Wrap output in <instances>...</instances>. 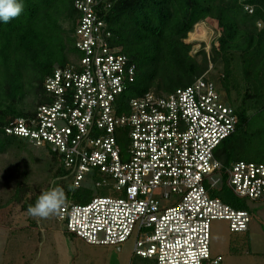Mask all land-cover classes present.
<instances>
[{
  "label": "built area",
  "instance_id": "2783aa9c",
  "mask_svg": "<svg viewBox=\"0 0 264 264\" xmlns=\"http://www.w3.org/2000/svg\"><path fill=\"white\" fill-rule=\"evenodd\" d=\"M100 2L73 1L71 36L79 54L54 67L43 81L45 101L4 132L54 153L73 189L93 183L105 192L61 207L68 234L112 246L134 235L133 255L146 264H222L223 256L211 253V221L244 232L251 216L211 191L225 174L236 197L263 199L264 163L239 159L225 167L215 157L238 116L209 69L173 91L121 99L136 67L110 44Z\"/></svg>",
  "mask_w": 264,
  "mask_h": 264
},
{
  "label": "trees",
  "instance_id": "16d2710c",
  "mask_svg": "<svg viewBox=\"0 0 264 264\" xmlns=\"http://www.w3.org/2000/svg\"><path fill=\"white\" fill-rule=\"evenodd\" d=\"M73 1L24 0L25 8L19 17L0 23V151L25 142L7 135L3 127L35 110L28 112L17 107L24 95L21 70L30 69L28 74L36 83L39 105L45 101V77L55 66H63L79 54L71 36L77 14ZM247 4L252 6V12L244 9ZM99 11L112 33L110 44L120 47L136 67L135 80L121 99L148 90L167 93L188 85L209 69V62L220 59L221 86L235 107L238 123L235 131L216 147L215 157L225 167L239 159L264 163V26L259 28L256 24L264 21V0H101ZM61 19L70 22L69 36L63 32ZM202 21L213 25L218 34L209 56L201 50L199 60L190 54L192 45L185 39L193 26ZM236 55L246 87L237 105L230 94ZM253 98V103L247 102ZM48 153L58 162L56 174L65 175L57 156ZM225 180L223 174L220 187L212 190V195L235 208L247 209L245 199L236 197ZM64 184L58 187L67 198L71 195L74 199L76 192L67 180ZM39 195L28 200L17 197L16 201L27 212ZM92 195L83 200L75 196L77 203H85Z\"/></svg>",
  "mask_w": 264,
  "mask_h": 264
},
{
  "label": "rangeland",
  "instance_id": "374dc122",
  "mask_svg": "<svg viewBox=\"0 0 264 264\" xmlns=\"http://www.w3.org/2000/svg\"><path fill=\"white\" fill-rule=\"evenodd\" d=\"M60 23L64 34L68 35L69 20L61 19ZM199 24L203 26L204 34L196 31ZM217 34V30L208 22L196 23L185 39L192 45L190 54L200 60V51L204 50L209 56ZM232 63L237 76L233 71L234 87L230 94L237 105L246 87L237 55ZM208 68L209 78L226 94L220 82L222 61L209 62ZM29 70H21L24 95L17 102V107L31 112L37 107L38 95L34 91L36 83L30 79ZM247 102L253 103L254 98ZM57 168L58 162L52 159L46 148L27 141L0 151V264H146L143 258L133 255L134 235L120 246L91 245L66 232L58 217L61 208L49 218L39 219L29 216L20 207L17 197L28 200L34 194L65 185L62 175L56 174ZM216 187H220V182ZM70 189L76 192L74 199L71 195L70 198L65 196L64 204L69 199L77 203L78 197L83 200L90 193H105L97 191L93 183L80 189ZM245 201L251 216L247 238L231 232L226 220L214 219L210 223L211 253L221 254L222 264H264V198H245ZM229 244L235 247L230 250Z\"/></svg>",
  "mask_w": 264,
  "mask_h": 264
},
{
  "label": "clouds",
  "instance_id": "9594fccd",
  "mask_svg": "<svg viewBox=\"0 0 264 264\" xmlns=\"http://www.w3.org/2000/svg\"><path fill=\"white\" fill-rule=\"evenodd\" d=\"M24 0H0V23L7 24L19 17L24 11ZM65 201V192L60 187H53L42 192L34 204L27 208L33 218L47 219L56 214Z\"/></svg>",
  "mask_w": 264,
  "mask_h": 264
},
{
  "label": "crops",
  "instance_id": "0c3cea01",
  "mask_svg": "<svg viewBox=\"0 0 264 264\" xmlns=\"http://www.w3.org/2000/svg\"><path fill=\"white\" fill-rule=\"evenodd\" d=\"M234 233L242 234V237H243V238H247V237H248V229H247L246 231H244V232H234ZM232 247H235V246L229 244V249H230V250H232ZM217 254H218V253H217Z\"/></svg>",
  "mask_w": 264,
  "mask_h": 264
},
{
  "label": "bare ground",
  "instance_id": "6f19581e",
  "mask_svg": "<svg viewBox=\"0 0 264 264\" xmlns=\"http://www.w3.org/2000/svg\"><path fill=\"white\" fill-rule=\"evenodd\" d=\"M204 28H203V26L201 25V24H199V25H197V27H196V31H199L200 33H202V34H204V30H203ZM198 32V33H199ZM197 33V32H196Z\"/></svg>",
  "mask_w": 264,
  "mask_h": 264
}]
</instances>
